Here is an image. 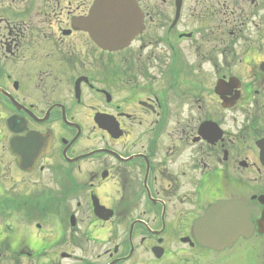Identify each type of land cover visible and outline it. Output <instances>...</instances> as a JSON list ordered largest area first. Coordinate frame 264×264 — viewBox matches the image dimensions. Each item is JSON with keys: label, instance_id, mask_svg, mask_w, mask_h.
I'll list each match as a JSON object with an SVG mask.
<instances>
[{"label": "flooded vegetation", "instance_id": "1", "mask_svg": "<svg viewBox=\"0 0 264 264\" xmlns=\"http://www.w3.org/2000/svg\"><path fill=\"white\" fill-rule=\"evenodd\" d=\"M97 1L0 0V264H264V0Z\"/></svg>", "mask_w": 264, "mask_h": 264}, {"label": "water", "instance_id": "2", "mask_svg": "<svg viewBox=\"0 0 264 264\" xmlns=\"http://www.w3.org/2000/svg\"><path fill=\"white\" fill-rule=\"evenodd\" d=\"M229 211L223 210L225 206L218 205L206 212L195 226L199 230L197 241L205 246L221 247L229 245L234 238L244 230L246 213L238 207L227 205ZM222 213V214H221Z\"/></svg>", "mask_w": 264, "mask_h": 264}, {"label": "rangeland", "instance_id": "3", "mask_svg": "<svg viewBox=\"0 0 264 264\" xmlns=\"http://www.w3.org/2000/svg\"><path fill=\"white\" fill-rule=\"evenodd\" d=\"M178 243V242H177ZM176 242H174V241H170L169 242V244H168V247H169V249L171 250V252H173L174 250H175V248L177 247H179V246H181L180 244H177ZM253 245H255L254 243H252ZM251 244V245H252ZM183 256H185L186 257V255H183ZM193 257H191V254L189 253V254H187V257H191V258H193V261H191V263L188 261V264H204L202 261H199L198 259H201L202 257V255H201V253H199V256L197 255V254H194V255H192ZM248 258L250 257V256H247ZM178 255H175L173 258H171V259H169V260H167V262H168V264H182V262L180 261V262H178L177 260H178ZM195 260V261H194ZM202 260V259H201ZM204 260H207V258H204ZM229 263V262H228ZM205 264H209V263H206V261H205ZM215 264H218V263H215Z\"/></svg>", "mask_w": 264, "mask_h": 264}]
</instances>
